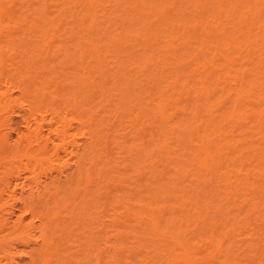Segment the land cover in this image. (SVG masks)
<instances>
[{
	"label": "bare ground",
	"instance_id": "obj_1",
	"mask_svg": "<svg viewBox=\"0 0 264 264\" xmlns=\"http://www.w3.org/2000/svg\"><path fill=\"white\" fill-rule=\"evenodd\" d=\"M99 1L0 0V264H264V0Z\"/></svg>",
	"mask_w": 264,
	"mask_h": 264
},
{
	"label": "rangeland",
	"instance_id": "obj_2",
	"mask_svg": "<svg viewBox=\"0 0 264 264\" xmlns=\"http://www.w3.org/2000/svg\"><path fill=\"white\" fill-rule=\"evenodd\" d=\"M99 1V0H98ZM117 0H101L99 1V9H100V12L99 13H105L104 17L107 21V23L104 25V27L106 25H109L111 24L113 26L114 29H116L115 32H120V29H121V19L123 16L124 13H127V12H124L125 10H127L128 8H123V6L125 5H120V4H116ZM104 6L105 9H102V7ZM253 6V5H251ZM217 12V11H215ZM218 18L219 16L215 13V14H212V20L215 19L218 21ZM113 23H116V24H113ZM212 23H215L214 21H212ZM213 25V24H212ZM119 26V27H117ZM106 29V28H105ZM112 30V28H109ZM260 46V43L258 44V47ZM254 90H252L253 92ZM18 118H14V121H17ZM247 120H237V121H233V125L236 126V133H243V134H246V137H248V139H252L253 137H250V134L251 132L248 130V127L246 125H248L247 123ZM256 137V136H255ZM254 144L256 145H260V146H264V141L258 139V138H255V142ZM230 158H233V160H235L236 158L234 157V154L230 155ZM239 161L236 162V166L239 167ZM255 163L256 161H253L252 164H248L246 165V168L247 169H253V168H256L255 166ZM250 179L251 180H257V177L253 174V171H251V174H250ZM174 194H178V193H174ZM218 220L220 219V217L218 215L214 216L212 215V220ZM245 221H241L240 223H238V225L235 226V230L233 231V238L234 239H238V240H241L243 238H245L248 234L246 228H247V225L244 224ZM217 224H219L220 227H222L221 229L219 228L218 231L221 230V232H225L227 230H229V228L232 227V224H233V221H228V222H220V221H217ZM224 226V224H227V226ZM215 230V229H214ZM246 230V231H245ZM218 231H215L214 234L217 235V232ZM26 259L25 256H20V257H17L16 260L19 262V263H23L24 260Z\"/></svg>",
	"mask_w": 264,
	"mask_h": 264
}]
</instances>
